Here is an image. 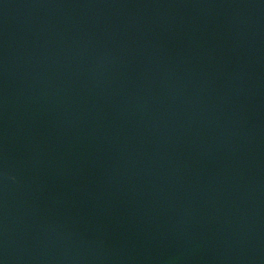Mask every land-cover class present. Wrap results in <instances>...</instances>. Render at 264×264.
Instances as JSON below:
<instances>
[{"label": "water", "instance_id": "95a60500", "mask_svg": "<svg viewBox=\"0 0 264 264\" xmlns=\"http://www.w3.org/2000/svg\"><path fill=\"white\" fill-rule=\"evenodd\" d=\"M0 264H264V0H0Z\"/></svg>", "mask_w": 264, "mask_h": 264}]
</instances>
